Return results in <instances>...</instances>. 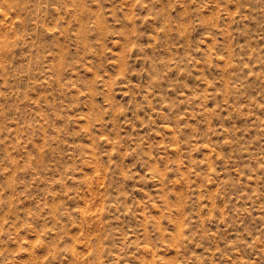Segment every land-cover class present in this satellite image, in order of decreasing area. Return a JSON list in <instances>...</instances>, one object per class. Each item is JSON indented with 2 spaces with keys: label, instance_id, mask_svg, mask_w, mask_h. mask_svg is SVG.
I'll list each match as a JSON object with an SVG mask.
<instances>
[{
  "label": "rangeland",
  "instance_id": "1",
  "mask_svg": "<svg viewBox=\"0 0 264 264\" xmlns=\"http://www.w3.org/2000/svg\"><path fill=\"white\" fill-rule=\"evenodd\" d=\"M0 264H264V0H0Z\"/></svg>",
  "mask_w": 264,
  "mask_h": 264
}]
</instances>
